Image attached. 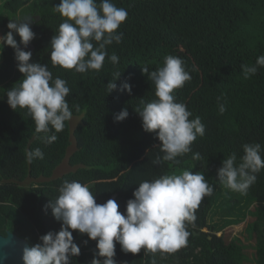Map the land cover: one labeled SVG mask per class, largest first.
<instances>
[{
  "label": "trees",
  "instance_id": "trees-1",
  "mask_svg": "<svg viewBox=\"0 0 264 264\" xmlns=\"http://www.w3.org/2000/svg\"><path fill=\"white\" fill-rule=\"evenodd\" d=\"M60 0H1L0 27L10 20L32 16L34 49L31 62L46 64L53 79L67 82L66 97L73 118L65 122L57 140L45 144L35 132L27 109L13 110L7 91L23 79L14 50L5 45L0 52V234L14 232L30 246L39 237L58 232L57 221L46 206L59 195L67 181L89 186L99 203L122 190L115 201L124 213L127 201L142 181L184 170L205 175L213 185L195 211L196 220L186 223L188 242L177 252L136 254L121 251L116 244L115 261L125 264H264V169L256 174L246 194L222 185L217 169L232 153L237 164L245 144L261 145L264 159V67L245 79L242 65L256 64L264 56V0H112L127 10L117 29L120 43L106 46L107 56L99 71L85 73L53 66L50 41L64 21L54 6ZM99 3V0H97ZM11 18V19H10ZM10 31L6 29V33ZM18 41L20 37L14 34ZM94 45L96 42H93ZM115 53L119 62L108 57ZM180 57L191 79L174 91L175 102L184 103L199 117L205 134L197 136L191 151L174 162L161 160L154 133L143 130L135 108L156 99L155 85L142 72L162 66L164 57ZM117 88L108 93L107 83ZM124 83L131 92L122 90ZM225 106L221 114L220 105ZM129 115L114 119L121 110ZM54 131V130H53ZM53 133H48L51 135ZM40 148L44 158L28 163L27 153ZM199 154V159H196ZM244 224L236 233L227 228ZM204 229H207L205 231ZM200 232V234H198ZM221 232V234H219ZM80 255L71 264L93 260L96 241L72 230ZM103 258H101L102 260Z\"/></svg>",
  "mask_w": 264,
  "mask_h": 264
},
{
  "label": "clouds",
  "instance_id": "clouds-1",
  "mask_svg": "<svg viewBox=\"0 0 264 264\" xmlns=\"http://www.w3.org/2000/svg\"><path fill=\"white\" fill-rule=\"evenodd\" d=\"M54 10L66 18L51 38L50 60L52 65L85 73L102 69L107 56L106 46L113 41L121 42L123 33L117 29L126 20L128 12L118 8L112 0H60ZM31 17L11 20L10 30L0 35V52L5 45L14 50L17 68L23 79L7 91V103L13 109H27L35 123V132L44 133L43 143L51 144L63 131L65 122L73 118L66 97L70 94L67 82L56 77L46 64L31 62L32 52L25 51L35 37L31 30ZM14 34L20 37L19 43ZM93 42H96L94 45ZM108 59L119 62L113 53ZM258 66L264 67V56L256 59L249 67L242 65L245 79L256 74ZM142 72L155 85L156 99L145 103L135 111L141 117L144 131L154 133L160 143L157 145L162 157L156 162H174L178 156L191 151V144L197 136L205 134V126L199 117L189 119L192 113L184 103L175 102L174 91L191 79L178 56L166 55L162 66L155 71L147 66ZM107 83L108 93L117 88L116 79ZM122 90L131 92V85L124 83ZM222 114L225 106L220 105ZM129 115L127 109L121 110L114 119L122 121ZM54 130V131H53ZM48 133H53L48 135ZM261 145L245 144L244 155L237 164L232 153L222 161L217 169L220 183L232 191L246 194L256 181V174L264 169ZM34 158H44L40 148L27 153L28 163ZM199 159V154H196ZM134 190L133 197L127 201L124 213L118 211V203L108 199L98 204L89 186L78 181L65 180L59 187V195L46 206L51 208L53 217L61 222L58 232H48L39 237L40 243L25 246L22 250L23 264H71V258L80 255V247L74 242L72 230L87 234L96 241V253L92 264H116V244L125 253L172 254L188 242L190 233L186 223L196 220L195 211L206 196H211L214 188L209 185L205 175L191 170L180 174H164L154 180L142 181ZM101 258H103L101 260Z\"/></svg>",
  "mask_w": 264,
  "mask_h": 264
},
{
  "label": "water",
  "instance_id": "water-1",
  "mask_svg": "<svg viewBox=\"0 0 264 264\" xmlns=\"http://www.w3.org/2000/svg\"><path fill=\"white\" fill-rule=\"evenodd\" d=\"M33 21V19H32ZM23 50L34 49V45L30 42L27 48L20 45ZM122 190L111 195L108 199H116L117 195L120 194ZM95 200L98 204V196L95 195ZM107 199V200H108ZM200 234V232L198 233ZM25 246L30 247V243L27 239L19 236L18 234L8 231L6 235L0 234V264H23L22 262V250ZM116 264H125L123 262L115 261ZM85 264H92V260Z\"/></svg>",
  "mask_w": 264,
  "mask_h": 264
},
{
  "label": "rangeland",
  "instance_id": "rangeland-1",
  "mask_svg": "<svg viewBox=\"0 0 264 264\" xmlns=\"http://www.w3.org/2000/svg\"><path fill=\"white\" fill-rule=\"evenodd\" d=\"M0 2H1V0H0ZM11 19V18H10ZM11 21V20H10ZM0 60H1V57H0ZM243 226H244V224L242 223V224H239V225H235V226H233V227H229V228H227V231L228 232H233V233H236V232H238L239 230H241L242 228H243ZM205 231H207V229H204ZM219 234H221V232L219 233Z\"/></svg>",
  "mask_w": 264,
  "mask_h": 264
},
{
  "label": "crops",
  "instance_id": "crops-1",
  "mask_svg": "<svg viewBox=\"0 0 264 264\" xmlns=\"http://www.w3.org/2000/svg\"><path fill=\"white\" fill-rule=\"evenodd\" d=\"M6 29L7 27H0V35H5L6 34Z\"/></svg>",
  "mask_w": 264,
  "mask_h": 264
}]
</instances>
